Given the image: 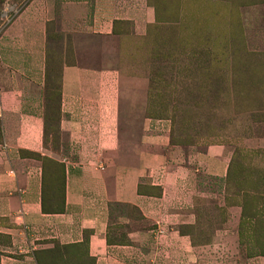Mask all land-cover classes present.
Returning a JSON list of instances; mask_svg holds the SVG:
<instances>
[{"label": "crops", "instance_id": "crops-1", "mask_svg": "<svg viewBox=\"0 0 264 264\" xmlns=\"http://www.w3.org/2000/svg\"><path fill=\"white\" fill-rule=\"evenodd\" d=\"M132 1L29 0L0 29V231L10 235L11 254L4 264H36L37 247L55 242L86 243L94 264H264V257L225 263L220 229L211 245L195 244L180 230L196 224L187 193L191 171L170 163V155L146 152L166 138L162 125L145 120L138 90L118 92L130 103L114 108V72L107 68L114 24L154 16L145 0L136 8ZM54 29L72 52L60 57L59 150L50 148L45 105ZM121 111L128 118L114 126L113 113ZM211 150L200 164L224 177L228 159ZM34 155L64 167L60 213L42 211L44 171ZM142 185L160 191L142 194Z\"/></svg>", "mask_w": 264, "mask_h": 264}, {"label": "rangeland", "instance_id": "rangeland-1", "mask_svg": "<svg viewBox=\"0 0 264 264\" xmlns=\"http://www.w3.org/2000/svg\"><path fill=\"white\" fill-rule=\"evenodd\" d=\"M28 1L0 0V29ZM140 1L138 6L132 1V7H140ZM145 1L153 10V17L146 14L138 24H114V37L107 50L108 65L111 64L107 68L114 72L113 106L130 103V99L119 95L121 91L138 90L137 102L143 105L145 120L162 125L161 133L166 138L157 139L159 145L150 144L146 152L170 155V163L191 171L187 193L192 195L196 224L190 229L182 226L180 230L189 231L195 244L211 245L220 229L219 234L224 235L225 263L261 257L264 0ZM54 30L48 48L46 121L50 148L59 150L60 140L65 139L57 130L60 57L72 52L63 49L62 38ZM98 43H103L102 39ZM100 53L104 54V49L98 50ZM107 88L110 89L109 84ZM127 118V113L114 112V126ZM102 120L97 117V127ZM209 149L213 154L219 149L228 159L224 177L216 176L212 167L207 172L200 164V157ZM34 158L45 170V203L56 208L58 203L46 195H60L64 169L51 159L39 155ZM149 189L148 185L141 186L142 192L159 193L157 187ZM117 210L126 213L122 207ZM132 215L137 217L136 212L132 211ZM9 246L10 235L0 231V264L11 255ZM85 253L83 247L53 243L37 247L33 255L41 256L40 260L47 263L91 264L84 259ZM208 261L213 259L208 257Z\"/></svg>", "mask_w": 264, "mask_h": 264}, {"label": "trees", "instance_id": "trees-1", "mask_svg": "<svg viewBox=\"0 0 264 264\" xmlns=\"http://www.w3.org/2000/svg\"><path fill=\"white\" fill-rule=\"evenodd\" d=\"M49 61H50V59L48 58V60H47V65H46V99H45V105L47 106V100H48V96H49V92L47 91V84H48V72H49V67H50V63H49ZM61 68V67H60ZM58 96H60V69H59V94H58ZM59 99H60V97H59ZM59 105H60V100H59ZM58 114H59V109H58ZM57 122H58V120H57ZM49 162H52V161H49ZM61 165V164H60ZM62 167H63V165H62ZM63 169H64V167H63ZM43 171H44V183H45V180H46V175H45V170H44V168H43ZM64 171H63V178H64V181H65V177H64ZM45 188H46V184H45ZM63 188H64V182H63V187H62V190H61V193H60V195L58 196V197H56L53 193H51V192H49V194L48 195H46V196H48V198L50 199V200H52V201H54V202H57L58 203V205H57V207L56 208H54L53 207V205H51V204H45V202L44 203H42V211L43 212H45V213H60L61 211H62V208H58V206L60 205V202H61V197H62V193H63ZM150 188V187H149ZM154 188V187H153ZM153 188H150L149 190H152ZM160 191V190H159ZM138 192H140V193H142V194H151V195H158V193L157 194H155V193H153V192H142L141 191V186H140V189L138 190ZM45 194H47V191L45 192ZM56 243V242H55ZM108 243L109 244H125L126 242L125 241H123L122 239H115V240H110V239H108ZM58 244V243H57ZM60 245V244H59ZM61 246H65V245H61ZM67 246H73V247H83L84 248V250H85V255L83 256L84 257V259H87L91 264H94V261H93V259L92 258H90L89 256H88V251H87V245H86V243H81V244H77V245H67ZM35 257V262H36V264H55L54 262L53 263H47V261H42V260H40L42 257L40 256V257H38V256H34ZM261 257H264V255L263 256H261Z\"/></svg>", "mask_w": 264, "mask_h": 264}]
</instances>
